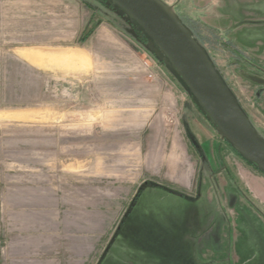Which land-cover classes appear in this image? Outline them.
<instances>
[{
  "label": "rangeland",
  "instance_id": "1",
  "mask_svg": "<svg viewBox=\"0 0 264 264\" xmlns=\"http://www.w3.org/2000/svg\"><path fill=\"white\" fill-rule=\"evenodd\" d=\"M88 1L97 8L0 0L4 160L36 192L50 184L44 204L40 192L33 205L7 208V219L26 215L35 227L6 228L0 264H264V184L251 181L264 174L222 138L128 15ZM154 1L264 140V0ZM203 182L224 206H208ZM201 214L215 218L185 220Z\"/></svg>",
  "mask_w": 264,
  "mask_h": 264
},
{
  "label": "water",
  "instance_id": "2",
  "mask_svg": "<svg viewBox=\"0 0 264 264\" xmlns=\"http://www.w3.org/2000/svg\"><path fill=\"white\" fill-rule=\"evenodd\" d=\"M108 1L163 53L222 138L264 173V140L192 36L154 0Z\"/></svg>",
  "mask_w": 264,
  "mask_h": 264
},
{
  "label": "crops",
  "instance_id": "3",
  "mask_svg": "<svg viewBox=\"0 0 264 264\" xmlns=\"http://www.w3.org/2000/svg\"><path fill=\"white\" fill-rule=\"evenodd\" d=\"M81 1H83V0H81ZM87 2L89 3L88 0H87ZM92 2H93V0H92ZM88 7H89V10H92L93 8H97V5L94 4V6H93V4H90ZM22 55L25 58H29V56H30L27 53H24ZM175 136H176L175 138L178 139L177 134ZM3 148L4 147H3V142H2V134H0V239H4V237L6 236V235H4L5 234L4 231H6L7 227H14L15 229L18 228V229H21L23 231H28L29 228L31 230L34 229L35 226H34L33 222H29L26 215L22 216V219L21 218L19 219V217H16V218L11 217V218L7 219L8 218L7 215L10 214L9 209H7V208L8 207H27L29 205H33L35 203L36 193H38V195H40V192L42 194V200H43L42 204H44L45 193L47 191L49 194V189H50V187H49L50 184L48 182L45 183V181H43L42 187L38 190L39 192L38 191L36 192L35 191L36 189L34 187V185H35L34 181H28L26 179H23V180L19 179V176L16 173L17 167L13 166L12 163H8L7 160H4V149ZM209 157L211 158V155H209ZM168 162L170 164V160ZM148 165H149V168H153V160H149ZM175 165H177V167H179L178 162H175ZM183 176L185 177V174H183ZM183 176H181V177H183ZM184 179L185 178H182L181 180H184ZM255 180H257V182ZM251 181L256 182V184L259 182H262L264 184V179H261L260 177L253 176V177H251ZM45 184H46L47 188L45 187ZM186 184L184 183L185 186H187ZM207 186L208 185L205 182L199 183L198 192L200 190L202 192L201 194H203L205 196L208 206L211 205V206L220 207L222 204V201L220 198L221 192L218 193V200L215 201V199L213 197L212 198L208 197V194H210L209 193L210 191H208L207 189H209L211 187V185H209L210 187H207ZM221 188H223L222 189V195H224L226 193L225 188L224 187H221ZM249 188H250V186H249ZM219 189H220V185H219ZM251 189H253V188L251 187ZM177 195H179V194L177 193ZM143 196L144 195H142V197L139 198L137 204L140 201H142ZM223 204H222V206H224ZM216 211H218V212H216ZM215 212L217 214H220L219 208L215 209ZM3 213H5V217L7 216L5 219L2 216ZM132 214L133 213H130L129 216L124 220L122 227L131 218ZM134 214L136 216V213H134ZM213 216H216V215H213ZM214 218L215 217H212L211 215H205V214H201L199 216L198 215H193V216L186 215L185 220H186V222L203 223L202 226H204V223L206 222L207 224L205 226H207L208 224H210L213 221ZM47 220L49 222L50 215H47ZM41 221L45 222V216H43V219ZM120 230H122V228ZM7 231L12 232L9 229H7ZM44 232H45V230H44ZM119 233H120V231H119ZM47 238H49V230H48ZM216 238H217V235L215 233H213L212 239L216 240ZM43 239H45V235H43ZM124 246H125V242H124Z\"/></svg>",
  "mask_w": 264,
  "mask_h": 264
},
{
  "label": "trees",
  "instance_id": "4",
  "mask_svg": "<svg viewBox=\"0 0 264 264\" xmlns=\"http://www.w3.org/2000/svg\"><path fill=\"white\" fill-rule=\"evenodd\" d=\"M96 1H98V2H100V3H103V2H106V0H96ZM140 29V28H139ZM141 30V29H140ZM141 32V31H140ZM142 34H144L143 32H141ZM145 36V35H144ZM248 164H250L249 162H248ZM251 166H253L252 164H250ZM254 167V166H253ZM255 168V167H254ZM259 171V170H258ZM262 173V172H261ZM264 174V173H263Z\"/></svg>",
  "mask_w": 264,
  "mask_h": 264
}]
</instances>
